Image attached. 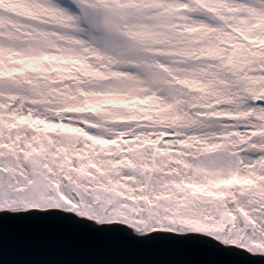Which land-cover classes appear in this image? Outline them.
Here are the masks:
<instances>
[{
	"label": "snow or ice",
	"instance_id": "6c2138e0",
	"mask_svg": "<svg viewBox=\"0 0 264 264\" xmlns=\"http://www.w3.org/2000/svg\"><path fill=\"white\" fill-rule=\"evenodd\" d=\"M0 264H264V0H0Z\"/></svg>",
	"mask_w": 264,
	"mask_h": 264
}]
</instances>
